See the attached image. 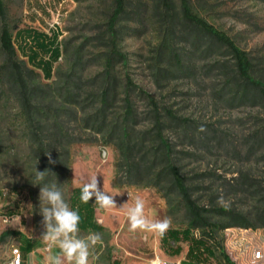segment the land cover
<instances>
[{
	"label": "rangeland",
	"instance_id": "374dc122",
	"mask_svg": "<svg viewBox=\"0 0 264 264\" xmlns=\"http://www.w3.org/2000/svg\"><path fill=\"white\" fill-rule=\"evenodd\" d=\"M1 1L0 31L4 24L9 27L18 59L26 62L21 72L33 97L32 113H27L18 85L2 71L0 48V204L6 203L0 210L11 215L7 223L0 221V235L19 231L40 248V256L57 251L41 238L40 186L33 184L35 167L41 171L42 166L41 140L48 157L67 159V177L55 180L67 203L70 189L92 175L101 189L115 195L117 209L96 210L103 229L91 232L99 233L102 242L90 250V264H151L155 259L178 264L186 243L179 255L167 256L159 235L130 232L120 209L141 197L150 220L168 217L170 228L187 225L175 192L169 207L156 188L146 185L150 161L156 171L164 167L151 97L171 145L170 159L197 203L212 210L210 221L220 219L215 209L224 206L250 225L219 234L235 264H251L252 250L264 251V95L238 76L230 51L184 18L180 0H125L112 29L114 0ZM188 2L193 13L233 39L251 61L252 78L264 83V0ZM20 29L57 35L60 57L50 78L27 62L25 55L34 50L24 45ZM112 52L117 56L111 58ZM166 111L179 120L169 119ZM201 126L204 131H198ZM123 140L128 162L116 146ZM163 181L168 177L163 175ZM88 232L80 230V235ZM13 246L20 247L17 235L0 239V264H7ZM210 264L220 263L211 259Z\"/></svg>",
	"mask_w": 264,
	"mask_h": 264
},
{
	"label": "trees",
	"instance_id": "16d2710c",
	"mask_svg": "<svg viewBox=\"0 0 264 264\" xmlns=\"http://www.w3.org/2000/svg\"><path fill=\"white\" fill-rule=\"evenodd\" d=\"M169 2L165 1L166 9L170 8ZM180 5L185 19L198 26L216 42L225 46L230 51L235 60L238 76L258 89L260 94L264 95V83L253 79L251 76L252 64L247 54L241 50L227 34L216 29L193 13L188 0H180ZM124 7L125 0H114V9L108 21L110 29L113 28L118 17L123 13ZM4 13V6L0 0V16H4ZM17 34H19V36L23 35L24 45H29V47L34 50L30 54L25 55L27 56V62L39 68L43 72L45 78H50L53 64L60 57L57 35L54 33L47 35L46 33L33 29H20L17 31ZM111 39L114 41L113 35H111ZM0 48L4 53L2 71L18 85L21 105L28 111L32 106L33 89L26 83L21 72L26 62L18 59L14 38L6 24L2 26L0 31ZM39 53H41L42 56L37 59ZM116 54L117 53L112 52L111 58L117 56ZM107 63L110 64V60H108ZM106 97L107 92H105L103 97L104 102L107 100ZM149 100L154 111L155 136L159 142L160 157L164 161V167L156 171L155 161H150V164L146 167V185L156 188L162 194L169 207L170 193L175 192L179 197L178 205L184 209L187 216V225L185 227L181 229L169 228L163 236L158 234L161 249L167 256H177L182 250L181 243H186L187 249L184 257L180 260V264H210L211 259L219 261L220 264H235L226 252L223 245V238L219 233L229 227L237 226L241 228H250V225L236 219L238 217H235L234 211L224 206L215 209L216 213L214 215L218 216L220 219L218 221H210V213L212 210L197 203L192 196L191 188L187 184L186 177L181 173L177 164L170 159L172 149L170 143L163 135V122L161 121L157 103L151 97ZM126 112V117L131 116L132 110L129 102L126 103ZM27 113H32V110ZM166 114L169 119L179 120V118L175 117L170 111H166ZM127 136L128 132L124 126L121 138L125 140ZM124 140L116 146L119 147L121 160L128 162L129 158L127 156V151L122 147ZM37 150L41 156V171L48 169L52 172L48 173L45 182L60 181L63 176L67 177V159L56 160L55 158H51L54 163L50 164L49 157L41 140L37 141ZM156 155L157 150L154 151L153 157ZM163 175L168 177V181H163ZM81 187L82 186H75L70 189L68 204L70 208L77 211L81 217L79 226L81 231H100L103 227L97 222L95 216L96 210L100 207L95 204L94 198L87 204L80 200ZM262 226H264V222ZM195 231H197V233ZM8 234H15L19 237L23 260H25L26 255L30 251L37 247L33 244L31 239L25 237L19 231L12 230L3 232L0 235V239H3ZM115 264H118V262L115 261Z\"/></svg>",
	"mask_w": 264,
	"mask_h": 264
},
{
	"label": "clouds",
	"instance_id": "9594fccd",
	"mask_svg": "<svg viewBox=\"0 0 264 264\" xmlns=\"http://www.w3.org/2000/svg\"><path fill=\"white\" fill-rule=\"evenodd\" d=\"M204 130L203 126L198 129V131ZM49 163H54L50 156ZM48 173L52 172L48 169L38 171L35 167V183H33L40 186V213L44 227L41 238L50 250L57 249L55 252L50 251L44 264H90V250L102 242V236L91 231L86 236L80 235L79 213L70 208L57 182H45ZM114 196L104 188H100L97 175L82 181L80 200L85 204L94 198L95 204L102 209H117ZM218 203H223L222 197ZM5 206L6 203L0 204V208ZM120 209L126 214L130 232H152L163 236L171 227L172 222L168 217L162 220H150L145 211L146 201L141 197H136L131 205L126 203ZM4 222L7 223L6 217ZM12 264H20L19 258L13 260Z\"/></svg>",
	"mask_w": 264,
	"mask_h": 264
},
{
	"label": "built area",
	"instance_id": "2783aa9c",
	"mask_svg": "<svg viewBox=\"0 0 264 264\" xmlns=\"http://www.w3.org/2000/svg\"><path fill=\"white\" fill-rule=\"evenodd\" d=\"M7 218V222L11 218V215L6 213L5 211L0 210V221L4 222V218ZM18 250V251H17ZM11 256L7 264H12V261L19 258L20 264H23V256L21 253V249L19 246H13L11 247ZM250 263L251 264H260L264 263V251L261 248H255L251 252V258H250ZM151 264H166L165 262L155 259L151 262Z\"/></svg>",
	"mask_w": 264,
	"mask_h": 264
},
{
	"label": "crops",
	"instance_id": "0c3cea01",
	"mask_svg": "<svg viewBox=\"0 0 264 264\" xmlns=\"http://www.w3.org/2000/svg\"><path fill=\"white\" fill-rule=\"evenodd\" d=\"M6 212V211H5ZM259 233H258V231L256 232H254L253 233V235L255 236V237H259V235H258ZM255 240H257V239H255ZM259 245V244H258ZM40 254V248H38V249H36V248H34L32 251H30L27 255H26V258H25V260L23 261V264H40L41 263V261L43 262L44 260H45V258L49 255V253H45V256H40L39 255ZM178 264H180V261H179V263Z\"/></svg>",
	"mask_w": 264,
	"mask_h": 264
}]
</instances>
